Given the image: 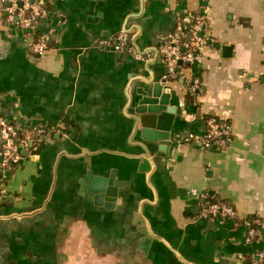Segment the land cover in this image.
<instances>
[{"label": "crops", "instance_id": "0c3cea01", "mask_svg": "<svg viewBox=\"0 0 264 264\" xmlns=\"http://www.w3.org/2000/svg\"><path fill=\"white\" fill-rule=\"evenodd\" d=\"M44 2L46 21L26 28L4 18L0 1V116L46 128L18 162L0 165V264H258L264 0ZM203 6L207 42L195 63L163 82L165 59L154 47ZM125 26L151 59L96 43ZM42 30L50 44L36 53L30 44ZM154 81L171 91L176 115L168 150L154 153L144 170L130 95ZM209 115L231 122L229 144L183 139L205 133ZM86 170H113L123 182L113 205L84 189ZM202 192L233 204L237 217H199ZM254 215L262 222L249 242Z\"/></svg>", "mask_w": 264, "mask_h": 264}, {"label": "built area", "instance_id": "2783aa9c", "mask_svg": "<svg viewBox=\"0 0 264 264\" xmlns=\"http://www.w3.org/2000/svg\"><path fill=\"white\" fill-rule=\"evenodd\" d=\"M3 4L4 18L7 21L33 28L36 24L45 22L48 16V8L44 0H0ZM205 6L200 10L188 12L186 17L178 19L174 29L167 35L162 36L154 47L157 53H161L165 59L166 68L162 80L167 81L177 73L178 68L184 63H195L200 46L209 38V23L205 14ZM96 43L102 47L114 50H127L135 58L148 60L153 57L149 48H141L137 44L134 30L126 27L114 35L103 36L96 39ZM50 44L48 31L42 30L30 44L32 51L42 53ZM199 83L198 78L193 79L191 89L196 90ZM207 130L203 134L190 132L183 139L200 143L206 147L225 146L232 139V126L228 119H221L215 115L207 116ZM44 126H32L24 128L15 125L0 116V165L16 163L21 157V148L28 145V141L35 135L45 133ZM201 208L199 217H237L236 207L229 202H221L213 199L207 192L200 193ZM249 227L246 240L251 242L257 237V230L262 222L259 215L248 219ZM258 264L264 262V251H259L255 259Z\"/></svg>", "mask_w": 264, "mask_h": 264}, {"label": "water", "instance_id": "95a60500", "mask_svg": "<svg viewBox=\"0 0 264 264\" xmlns=\"http://www.w3.org/2000/svg\"><path fill=\"white\" fill-rule=\"evenodd\" d=\"M163 82L154 81L147 87L139 86L137 93L130 95L134 126L140 131L144 170L149 169L152 155L165 154L172 141L171 129L176 105L171 103L172 93L165 88ZM83 180L84 189L93 192L94 201L108 207L113 205L118 189L123 185L113 170L109 174H96L86 170Z\"/></svg>", "mask_w": 264, "mask_h": 264}, {"label": "trees", "instance_id": "16d2710c", "mask_svg": "<svg viewBox=\"0 0 264 264\" xmlns=\"http://www.w3.org/2000/svg\"><path fill=\"white\" fill-rule=\"evenodd\" d=\"M34 137V136H33Z\"/></svg>", "mask_w": 264, "mask_h": 264}]
</instances>
